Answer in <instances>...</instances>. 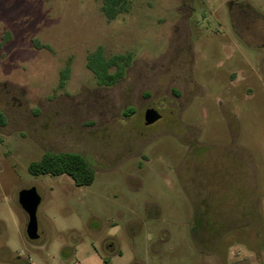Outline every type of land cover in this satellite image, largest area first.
I'll return each instance as SVG.
<instances>
[{
	"label": "rangeland",
	"instance_id": "374dc122",
	"mask_svg": "<svg viewBox=\"0 0 264 264\" xmlns=\"http://www.w3.org/2000/svg\"><path fill=\"white\" fill-rule=\"evenodd\" d=\"M101 6L0 0V264H264V0ZM98 49L131 57L114 85L87 66ZM48 151L93 184L33 175Z\"/></svg>",
	"mask_w": 264,
	"mask_h": 264
},
{
	"label": "trees",
	"instance_id": "16d2710c",
	"mask_svg": "<svg viewBox=\"0 0 264 264\" xmlns=\"http://www.w3.org/2000/svg\"><path fill=\"white\" fill-rule=\"evenodd\" d=\"M100 1L102 12L108 20H115L128 11L130 0H96ZM131 57L114 55L106 58L102 49H98L88 58L87 66L95 74L101 85H114L121 80L130 64ZM115 68L114 72L111 70ZM6 123L0 113V125ZM33 175H67L71 177L78 187L90 186L95 180V171L91 165L77 153L72 152H46L41 160L34 161L29 166Z\"/></svg>",
	"mask_w": 264,
	"mask_h": 264
},
{
	"label": "water",
	"instance_id": "95a60500",
	"mask_svg": "<svg viewBox=\"0 0 264 264\" xmlns=\"http://www.w3.org/2000/svg\"><path fill=\"white\" fill-rule=\"evenodd\" d=\"M161 118L154 109H148L145 113L146 125H152ZM41 197L35 187L23 189L19 193V204L28 216L27 236L34 241L39 238L37 212L41 204Z\"/></svg>",
	"mask_w": 264,
	"mask_h": 264
},
{
	"label": "crops",
	"instance_id": "0c3cea01",
	"mask_svg": "<svg viewBox=\"0 0 264 264\" xmlns=\"http://www.w3.org/2000/svg\"><path fill=\"white\" fill-rule=\"evenodd\" d=\"M109 250V252L111 253V251H113V252H116L117 251V249L116 250H112L111 248H108ZM251 264H255V262L253 263V261H252V263Z\"/></svg>",
	"mask_w": 264,
	"mask_h": 264
},
{
	"label": "built area",
	"instance_id": "2783aa9c",
	"mask_svg": "<svg viewBox=\"0 0 264 264\" xmlns=\"http://www.w3.org/2000/svg\"><path fill=\"white\" fill-rule=\"evenodd\" d=\"M238 254H240V252H238Z\"/></svg>",
	"mask_w": 264,
	"mask_h": 264
}]
</instances>
